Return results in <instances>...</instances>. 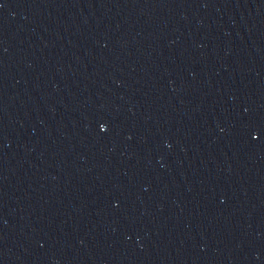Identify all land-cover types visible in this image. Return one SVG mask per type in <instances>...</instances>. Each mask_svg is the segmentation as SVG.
<instances>
[{
	"label": "water",
	"instance_id": "obj_1",
	"mask_svg": "<svg viewBox=\"0 0 264 264\" xmlns=\"http://www.w3.org/2000/svg\"><path fill=\"white\" fill-rule=\"evenodd\" d=\"M0 264H264V0H0Z\"/></svg>",
	"mask_w": 264,
	"mask_h": 264
}]
</instances>
